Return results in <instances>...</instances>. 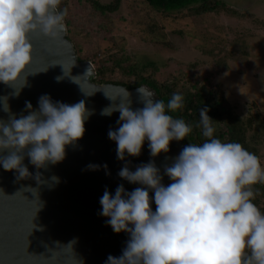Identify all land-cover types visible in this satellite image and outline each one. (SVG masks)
I'll return each mask as SVG.
<instances>
[{
    "label": "clouds",
    "instance_id": "9594fccd",
    "mask_svg": "<svg viewBox=\"0 0 264 264\" xmlns=\"http://www.w3.org/2000/svg\"><path fill=\"white\" fill-rule=\"evenodd\" d=\"M59 3L0 0V83L16 81L30 63V32L39 30L58 38L65 31L68 13L67 9L57 11ZM74 63L62 65L63 75L55 77L57 82L70 76ZM75 77L70 79L77 83ZM19 90L12 95H18ZM137 91L143 107L133 110L129 100L109 105L100 113L110 116L119 112V127L107 135L116 142L120 160L126 154L139 156L145 141L150 156L167 153L171 141H181L193 130L191 124L169 114L184 106L182 94L173 93L165 104L154 100L153 92L144 87ZM7 100V96L0 97L5 112H9ZM37 104L33 110L25 101L27 115L0 119V152L14 149L0 156V166L6 171L15 169L18 180L31 175L22 163L26 148L29 162L37 169L63 161L66 146L83 137L84 122L94 111L86 109L84 100L67 104L53 101L48 94L41 95ZM207 112V108H200L196 125L204 141L187 144L171 165H164L163 175L171 183H162L160 169L149 160L134 171L124 166L118 172L119 177L141 187L126 191L121 184L114 194L104 191L99 214L108 217L106 223L113 232L129 236L122 254L108 255L104 264H264V213L252 202L251 188L264 182V167L240 143L216 138L214 120ZM101 167L107 169L106 164L86 165L87 170ZM34 178L38 185L45 182L39 172ZM51 180L59 182L56 176Z\"/></svg>",
    "mask_w": 264,
    "mask_h": 264
},
{
    "label": "water",
    "instance_id": "95a60500",
    "mask_svg": "<svg viewBox=\"0 0 264 264\" xmlns=\"http://www.w3.org/2000/svg\"><path fill=\"white\" fill-rule=\"evenodd\" d=\"M67 34V27L58 38L46 36L39 30L30 32V63L16 81L0 83V97L7 96L9 105V112H5L0 102V119L3 120L11 114L17 118L27 115L25 101L36 110L38 98L43 94L67 104L84 100L86 109L94 110L84 122L83 137L75 145L66 146L63 161L37 169L29 162L26 148L22 163L31 173L29 177L18 180L15 169L6 171L0 166V264H81V261L83 264H104L108 255L120 256L129 236L125 232H113L106 223L108 217L99 214L100 197L106 189L114 194L121 184L126 191L141 187L119 177L118 172L124 166L134 171L149 160L160 169L162 183L167 186L171 181L163 175L164 165H171L187 145L184 140H173L167 153L152 157L145 141L139 156L126 154L124 160L117 159L116 142L110 140L107 133L119 127V112L110 116L100 113L109 105L129 100L133 110L143 107L138 87L129 89L92 81L96 74L93 63L78 59ZM72 63L70 76L57 82L55 77L63 75L62 65ZM71 76H77V83L70 79ZM139 87L153 92V99H158L154 91L144 85ZM18 90V95H12ZM10 151L14 149L3 150L0 156ZM90 163L106 164L107 169L87 170L86 165ZM37 172L45 181L39 185L34 178ZM52 176L58 177L59 182H53ZM149 195L151 197L153 192ZM151 207L155 210L156 206L152 203ZM72 241L74 243L68 245Z\"/></svg>",
    "mask_w": 264,
    "mask_h": 264
},
{
    "label": "rangeland",
    "instance_id": "374dc122",
    "mask_svg": "<svg viewBox=\"0 0 264 264\" xmlns=\"http://www.w3.org/2000/svg\"><path fill=\"white\" fill-rule=\"evenodd\" d=\"M225 1L232 10L195 15L185 9L164 15L141 0H124L109 15V30L90 16L78 17L76 38L88 55L100 47L113 49L128 61L153 62L159 79L201 61L199 72L222 86L237 114L257 115L254 131L263 133L259 114H264V0ZM257 147L264 167V141Z\"/></svg>",
    "mask_w": 264,
    "mask_h": 264
},
{
    "label": "trees",
    "instance_id": "16d2710c",
    "mask_svg": "<svg viewBox=\"0 0 264 264\" xmlns=\"http://www.w3.org/2000/svg\"><path fill=\"white\" fill-rule=\"evenodd\" d=\"M124 0H60L58 11L67 9V16L64 22L67 27V36L73 42L79 60H88L97 63L95 76L92 81L104 84L112 83L126 86L129 89L146 86L155 92L157 98L167 104L173 93L182 94L184 106L175 112H170L174 118L183 119L193 127L192 132L183 139L186 144H200L204 141L201 129L196 125L199 122L200 108H207V114L214 120V136L224 142L240 143L249 152L259 158L261 157L257 144L264 141V132L254 131V123L257 115L250 113L247 118L237 114L234 107L227 99L222 86L214 83L211 78L199 72L201 61H195L187 65V69H179L176 73L165 79L156 76L158 67L153 62L141 63L139 61H128L127 56L119 55L113 49L97 48L96 51L89 50L76 38L78 32V17L87 15L92 20H97L98 25L103 29H110L109 15L117 12ZM157 13L164 15L190 9L189 12L195 15L218 13L232 10V6L225 0H141ZM82 21V20H81ZM153 26L152 23L149 24ZM157 25V24H156ZM99 27V28H100ZM87 28V23H82V29ZM100 28V29H101ZM165 37V35H162ZM158 41H161L158 39ZM92 53V54H91ZM261 116L264 130V114ZM254 192L253 203L264 213V182H258L251 186Z\"/></svg>",
    "mask_w": 264,
    "mask_h": 264
}]
</instances>
